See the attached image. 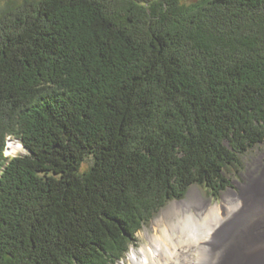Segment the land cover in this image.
I'll list each match as a JSON object with an SVG mask.
<instances>
[{"label":"trees","instance_id":"trees-1","mask_svg":"<svg viewBox=\"0 0 264 264\" xmlns=\"http://www.w3.org/2000/svg\"><path fill=\"white\" fill-rule=\"evenodd\" d=\"M8 136L26 153L5 164ZM262 142L264 0L0 12V264H118L167 202L217 196Z\"/></svg>","mask_w":264,"mask_h":264},{"label":"bare ground","instance_id":"bare-ground-1","mask_svg":"<svg viewBox=\"0 0 264 264\" xmlns=\"http://www.w3.org/2000/svg\"><path fill=\"white\" fill-rule=\"evenodd\" d=\"M18 143L9 141L8 150ZM264 183L221 202L203 199L196 188L173 201L145 231L148 244L128 254L127 264H264Z\"/></svg>","mask_w":264,"mask_h":264},{"label":"rangeland","instance_id":"rangeland-1","mask_svg":"<svg viewBox=\"0 0 264 264\" xmlns=\"http://www.w3.org/2000/svg\"><path fill=\"white\" fill-rule=\"evenodd\" d=\"M194 0H181L183 3H189ZM23 0H0V12L4 9H10L18 6L21 4ZM9 141H13L18 143L17 148L14 151L8 150V143ZM26 153L25 148L22 146L21 141L19 139L13 138L8 136L5 141V147L3 149V159H6L5 164L7 163L8 159L12 156L16 155H24ZM241 166L238 170L229 169L226 176L229 179V183L227 186L215 197L210 195L208 190L202 186L192 185L188 188L185 195L181 199L171 200L166 203L164 207H162L154 216L153 218L144 225L137 233H136V247H131L130 251L126 254L125 258L120 261L118 264H127L128 254L132 253L133 251H137L142 245L148 244V238L146 236L145 231L151 232L152 229V222L164 209L167 208L173 201H180L187 198L188 193L191 190L196 188L198 192L201 194L203 199L210 200V202H221L222 195L225 192H233V193H240L243 188L250 187L254 182H262L264 183V142L249 148L243 155H240ZM92 163V158H87L86 161L83 163L81 169H86ZM259 231H264V226L260 229H255L254 234Z\"/></svg>","mask_w":264,"mask_h":264}]
</instances>
